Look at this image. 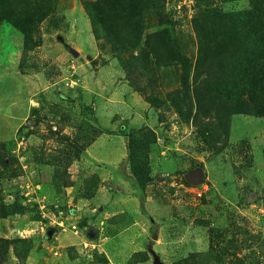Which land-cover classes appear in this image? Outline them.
Returning <instances> with one entry per match:
<instances>
[{"label": "rangeland", "instance_id": "374dc122", "mask_svg": "<svg viewBox=\"0 0 264 264\" xmlns=\"http://www.w3.org/2000/svg\"><path fill=\"white\" fill-rule=\"evenodd\" d=\"M253 1L15 2L0 264H264V112L217 88L239 59L214 22Z\"/></svg>", "mask_w": 264, "mask_h": 264}, {"label": "trees", "instance_id": "16d2710c", "mask_svg": "<svg viewBox=\"0 0 264 264\" xmlns=\"http://www.w3.org/2000/svg\"><path fill=\"white\" fill-rule=\"evenodd\" d=\"M16 1L18 0H0V24L12 22V15L23 13L21 5H15ZM215 15L212 14V16ZM222 17L214 22L219 23L220 31L229 26L225 34L231 33L229 36L232 39L230 41L224 39L222 45L225 43L224 48L230 52L234 51L235 56L239 59V78L234 76L232 79L229 76L228 81L217 84V88L224 89L229 96L240 97L243 95L248 100L257 101L259 103L258 110L264 112V0H255L248 9L223 14ZM19 26L18 24L15 27ZM117 35L119 36L118 33ZM231 40H237L244 51L229 50L228 45L232 44ZM201 51L203 52V48ZM152 224V233L156 235L157 223L152 220ZM49 230L54 229L50 227Z\"/></svg>", "mask_w": 264, "mask_h": 264}, {"label": "water", "instance_id": "95a60500", "mask_svg": "<svg viewBox=\"0 0 264 264\" xmlns=\"http://www.w3.org/2000/svg\"><path fill=\"white\" fill-rule=\"evenodd\" d=\"M205 174L202 168L193 169L187 175V180L194 184H200L204 181Z\"/></svg>", "mask_w": 264, "mask_h": 264}]
</instances>
